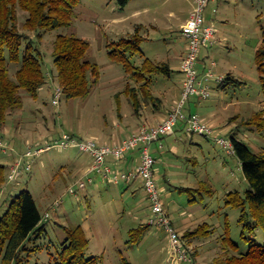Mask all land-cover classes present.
Listing matches in <instances>:
<instances>
[{"label":"rangeland","instance_id":"obj_1","mask_svg":"<svg viewBox=\"0 0 264 264\" xmlns=\"http://www.w3.org/2000/svg\"><path fill=\"white\" fill-rule=\"evenodd\" d=\"M229 1L211 3L207 10L210 18L213 8L218 10L214 15L217 42L209 53L211 61L217 65V77L232 74L242 84L230 83L223 88L221 83L212 80L208 100L202 102L192 97L186 104L184 112L205 118L214 127L213 135H189L185 124L179 123L175 135L151 147V152L159 159L155 168L161 199L175 229L180 230L177 232L181 236L202 224H208L211 230L206 236L184 240L188 260L192 258V261L171 260L167 232L149 224L152 210L144 189L134 192V187L130 189L125 184L110 186L92 175L95 183L73 196L69 188L85 175L78 174L70 164L89 155L74 149H54L35 159L30 175L23 176L17 183L6 181L0 194V216L25 189L32 192L42 216L50 214V218L44 220L45 231L40 237L33 236L28 244L32 251L25 253L24 264H63L61 253L67 238L63 227L83 228L90 240L86 259L96 257L98 264H122L123 259L132 264H210L224 253L222 240L227 232L231 241L240 246V252L249 249L248 242L241 238L243 232L247 238L264 242V232L261 228L253 229V219L250 218L245 227L240 222L242 210L226 203L231 192L245 196L249 183L237 156L229 154L216 140H231L236 136L255 152L264 149V127L247 125L257 112L264 110V87L256 63L257 50L264 39L261 31L264 18L260 20L258 16L259 9L264 10V2ZM194 2L130 0L123 8L120 0H80L71 25L47 31L41 39L34 32L24 30L29 14L17 6L19 29L34 40L48 83L37 99L22 91L23 109L8 116L0 131V142L8 150L5 153L0 147V163L8 170L30 146L59 139L64 134L100 142L97 137L114 133L120 125L137 122L140 118L135 114L130 97L137 92L142 107H147L148 103L143 101L145 83H149L147 89L166 105L171 107L174 100L181 101L184 76L177 70L178 65H173L170 75L140 74L146 60L171 66L176 53H185L187 40L181 27L193 11ZM60 35H73L90 43L86 59L98 67L99 80L86 98L67 100L62 94L59 104L55 105L60 87L53 45ZM123 39H138L139 50L127 53L119 46ZM114 49L120 53L111 54ZM201 53L200 59L208 51ZM203 64L199 62L197 66L201 75L206 71ZM8 65L15 79L21 64L8 62ZM160 106L154 109L159 110ZM33 133L37 136L30 138L31 141L21 138ZM161 144L163 150L158 148ZM137 184L139 188L142 183ZM57 202L60 207L55 206ZM142 223L151 226L152 235L134 245L128 243L130 229ZM186 225L189 227L183 229Z\"/></svg>","mask_w":264,"mask_h":264},{"label":"trees","instance_id":"obj_2","mask_svg":"<svg viewBox=\"0 0 264 264\" xmlns=\"http://www.w3.org/2000/svg\"><path fill=\"white\" fill-rule=\"evenodd\" d=\"M79 1L0 0V131L6 124L8 116L23 109L22 91L37 99L41 89L48 83L43 71L42 59L37 55L38 51L34 47V40L28 38V35L19 29L17 6L29 14L23 25L24 30L34 32L35 36L41 39L47 31L70 26ZM120 2L124 7L130 0H120ZM42 31L45 32L42 33ZM119 46H123L127 53L132 54L139 50L140 43L138 39H123ZM89 48L88 41L73 35H60L54 42L53 56L57 68V81L67 100L86 98L99 80L98 67L86 59ZM116 52L120 53L119 50L114 49L111 54L116 55ZM8 62L21 64L15 79L11 77ZM256 63L264 87V40L257 50ZM145 72L170 75L173 70L167 63L155 65L146 60L142 72L139 74L143 75ZM231 80L237 81L228 76L222 84L225 85ZM148 85L149 83H145L142 86L144 89L143 101L153 104L154 108L162 104L163 101L155 96L151 89H147ZM134 94L130 97V102L139 118L142 99L137 92ZM247 125L264 127V110L257 112L247 122ZM231 141L234 154L237 156L244 177L249 183V189L245 196H241L237 191L229 193L226 203L242 210L241 224L247 227L248 221L252 218L253 229L261 228L264 232V149L255 152L246 143L238 140L236 136H232ZM8 170L10 171V169ZM8 170L6 165L0 163V194L4 184L6 181L8 182ZM150 227L140 225L131 229L128 243L132 245L139 243L146 236ZM45 228L46 224L32 192L27 189L22 190L0 216V264H24L26 262L25 253L32 251L28 248V244L33 240V236L40 237ZM63 230L67 234L61 253L63 264L99 263V259L96 257L86 259V250L90 240L86 237L81 226L63 227ZM210 231L208 224H202L193 231L184 232L180 236L183 248L187 252L184 240L188 237L206 236L210 234ZM241 238L249 244V249L246 252L239 251L240 246L231 241L227 232L222 240L224 253L210 264H264V242L260 243L256 239L247 238L245 232ZM188 261L191 262L192 258ZM122 264L132 263L123 259Z\"/></svg>","mask_w":264,"mask_h":264},{"label":"built area","instance_id":"obj_3","mask_svg":"<svg viewBox=\"0 0 264 264\" xmlns=\"http://www.w3.org/2000/svg\"><path fill=\"white\" fill-rule=\"evenodd\" d=\"M213 1L195 0L190 17L182 26V35L187 40V51L181 66L184 76L182 98L164 121L156 125L144 124L140 126L128 139L115 146L102 145L94 139L82 140L69 134H64L56 140H48V142L30 146L27 152L21 155L11 166L8 182L17 183L23 176L32 173L35 159L54 149H74L80 153L88 154L92 159L90 170L85 177L69 188V194L77 196L79 191L86 190L88 185H93L95 180L92 175L115 185L141 182L151 203L152 216L149 224L163 228L167 232L171 244L172 261L176 263L188 261V253L183 248L180 235L161 199L156 179V159L152 155L150 147L153 143L161 142L163 138L173 135L179 123L185 124V130L189 135L211 136L214 134V128L198 114H186L184 112L186 104L192 97H197L200 101L210 98V82L212 80L223 83L225 79L223 76H216L215 62H211L202 75L197 68L201 51L204 48H212L217 42L215 26L207 24L205 18L206 9ZM62 94V90L58 88L54 100L55 105L59 104V98ZM216 140L219 145L227 149L229 154H234L231 140L224 138H217ZM0 147L5 153H8L2 142H0ZM134 151L139 153L140 160L134 169L124 170L111 165L110 160H113L114 164H118ZM55 206L60 207V203L57 202ZM49 218V213L43 217L44 220Z\"/></svg>","mask_w":264,"mask_h":264},{"label":"crops","instance_id":"obj_4","mask_svg":"<svg viewBox=\"0 0 264 264\" xmlns=\"http://www.w3.org/2000/svg\"><path fill=\"white\" fill-rule=\"evenodd\" d=\"M220 1L221 0H214L212 3H216V2H220ZM222 1L225 2V3H230L229 0H222ZM262 1L264 2V0H262ZM128 4L126 6H124L123 8L127 7ZM210 5L208 6V8L206 9V12H205L206 23L207 24H212V25L215 26V23L217 21V18L215 16L218 14V10L215 9V8H213V11H212L213 12L212 13L213 14V17L212 18L213 19L210 18L209 16L206 15L207 10L209 9ZM192 10H193V8H192ZM258 16H259L260 20H262V18H264V10L262 8L259 9V15ZM189 17H190V15H189ZM188 19H186L185 23L187 22ZM155 20H158V19L155 18ZM222 21L225 22L224 19H222ZM181 29H182V27H181ZM215 30H216V36H217V29L215 28ZM261 31H262L263 37H264V24L261 25ZM262 42L260 43L259 47L261 46ZM209 49H211V48H204L201 51V52H203L204 50L208 51V53L206 55H204L203 57L201 56L202 58L200 59V63H204L203 66H205V69L207 68V66H209L211 64V62H213V61H211L212 60V57H211V54L209 53ZM186 51H187V48L185 50V53H183V54L176 53V56H175V59H174V63L173 64L172 63L170 64L171 65L170 67L172 68L173 71H174V69H173L174 66L173 65H178L177 70L182 75H183V73L181 71V66H182V62H183V59L185 57ZM216 67H217V65H216ZM202 73H204V72H202ZM228 76L229 77H232L233 79H235L237 81L235 82V81H232L231 80V81H229L225 85L221 83L220 85H222L223 88H226V86H228L230 83H237L238 85H241L242 84V82H240L234 75L228 74L225 78H227ZM182 86H183V81H182ZM178 102H179L178 100H174L173 101V105L170 107L169 105H166L165 102L163 101V103L159 107L160 108L159 110H155L152 107V104H147V107H142V109L140 110V117H139L140 118L139 119L140 121L139 120L137 122L136 121H133V122L131 121L130 125H128V126L120 125L119 128L117 129V131H115L114 133H106L105 136H103V137H97V139L100 141L99 143L102 144V145L115 146V145L121 144L124 140L128 139L134 132H136L139 129L140 126H142L144 124L156 125V124L161 123L162 121H164L167 118L168 114L176 107V105L178 104ZM144 106H146V104ZM202 119L208 123V121L205 118H202ZM209 125H211V124H209ZM175 132H174L173 135H175ZM173 135H171V136H173ZM35 136H37V134L36 133H33V135L30 134V136H24L23 137V135H22L21 138L23 140H26V139H29L30 140V138L31 139H34ZM164 139H162V140H164ZM152 145H151V147H152ZM158 148H159V150H163L164 149V146L161 144V145H159ZM152 155L156 159V165H157L159 159L153 153H152ZM88 158L82 157L80 161L77 160L75 162H72L70 164V167H72L78 174H81V176L82 175H86L89 172L90 167H91V163H92L91 157L88 156ZM110 162H111V165L114 166L115 168L124 169V170L134 169L135 167H137V165L140 162V160H139V153L137 151H134V152L128 154V156L126 157V159L121 164H114L113 160H110ZM101 183H104V184H107V185H110V186H112V185L113 186H118V187L121 186L122 184H125L130 189L134 187V192L138 191V189H142L143 190L142 184H140L139 188H136V187H138V184L137 183H139V182H135V183H131V184L121 183L119 185H115V184H112L110 182H105V181H103L101 179ZM130 189H128V190H130ZM141 225H145V223H142ZM187 227H189V226L186 225L183 229H185ZM135 228H137V227H135ZM135 228H132V229H135ZM176 229H177V231L180 232V230L178 229V227H176ZM149 235H152L150 228H149V230H148V232L146 234V237H148Z\"/></svg>","mask_w":264,"mask_h":264}]
</instances>
